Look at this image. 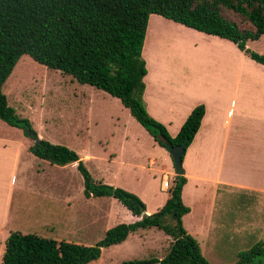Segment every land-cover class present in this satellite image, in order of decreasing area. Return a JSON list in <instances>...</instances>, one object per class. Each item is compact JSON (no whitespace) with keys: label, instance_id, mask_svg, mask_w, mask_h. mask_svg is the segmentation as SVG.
Masks as SVG:
<instances>
[{"label":"rangeland","instance_id":"374dc122","mask_svg":"<svg viewBox=\"0 0 264 264\" xmlns=\"http://www.w3.org/2000/svg\"><path fill=\"white\" fill-rule=\"evenodd\" d=\"M228 15L242 27H249L242 18ZM145 43L143 57L148 75L144 80V100L147 98L148 106L164 118L175 117L179 122L184 110L201 100H208L211 106L228 103L232 108L233 99L242 93V88L238 92V81L248 93L264 95V68L229 40L153 15ZM247 48L264 54V37L249 43ZM234 80L235 86L232 85ZM244 83L247 85L243 86ZM4 93L18 117L30 121L41 140L66 146L85 160H115L114 164L85 161L94 182L134 193L151 210L165 205L176 178L173 157L134 119L119 99L41 66L28 56L22 57L14 69L4 86ZM244 93H247L246 89ZM226 119L227 116H218L208 128V148L200 142L188 155V160H198L193 163V172L213 176L218 171L222 142L226 136ZM163 125L171 135L177 126L175 124L170 131ZM34 144L35 140L26 136L22 129L0 121V160H40L25 149V146L29 149ZM151 159L156 160L155 166L149 164ZM244 161L248 168V161ZM257 162L261 171L256 172L255 177L246 172L244 180L264 187V160ZM166 167L170 170L161 174ZM167 178L170 189L164 190ZM62 181H68L64 183L68 186L54 185L52 190L56 200L63 199L60 197L61 189L70 195L68 221L64 204L62 212L45 213L41 208L56 207V201L42 195L34 200L33 193L27 192V196L17 194L15 197L14 208L19 209L23 200L26 203L21 212L14 211L12 229L87 246L97 245L114 222L107 224L101 220L92 223L89 219L95 212L102 217L101 213L110 210L102 200L117 201L113 198L86 199L83 180L77 170L76 176L67 179L57 177L55 184ZM0 183L3 194L0 196V209L4 212L8 208L5 196L10 182L6 179ZM202 184L200 188L190 185L185 190L183 201L192 213L184 217V227L197 239L210 264H238L242 252L264 239V195L241 190L222 192L210 184L207 190ZM35 206H38V211ZM111 209L114 217L123 221L121 223L137 220L131 213L127 216L125 211L121 212L118 205ZM172 241L158 229L141 230L130 235L123 244L103 249L101 259L91 264L161 260L168 254ZM4 250L0 233V264Z\"/></svg>","mask_w":264,"mask_h":264},{"label":"trees","instance_id":"16d2710c","mask_svg":"<svg viewBox=\"0 0 264 264\" xmlns=\"http://www.w3.org/2000/svg\"><path fill=\"white\" fill-rule=\"evenodd\" d=\"M228 14L242 18L249 27ZM153 15L229 40L264 65V54L247 48L264 35V0H0V121L22 129L31 139L37 134L30 121L18 117L4 93L14 69L28 56L119 99L160 146L167 150V143L185 146L187 152L200 130L205 106H197L173 137L150 115L144 100L148 68L143 51ZM29 151L52 165L77 163L86 198H113L137 220L110 228L95 246L13 232L1 264H91L101 259L103 249L154 228L173 240L168 254L161 260L123 264H210L184 227L183 219L191 213L183 201L185 175L176 176L165 205L148 215L146 204L134 193L94 182L81 157L68 147L42 139ZM238 264H264V239L242 252Z\"/></svg>","mask_w":264,"mask_h":264},{"label":"crops","instance_id":"0c3cea01","mask_svg":"<svg viewBox=\"0 0 264 264\" xmlns=\"http://www.w3.org/2000/svg\"><path fill=\"white\" fill-rule=\"evenodd\" d=\"M263 37L264 35L262 36V38ZM261 66L264 68V65ZM235 82L236 80L232 82V85L235 86V84L237 83L238 92L239 89L242 88V93L238 94L236 100L233 99L232 108L228 107V103L226 104L216 103L214 106H211L210 103H208V100L196 101L195 103H193L184 110L182 119L179 122H177V119L175 117L164 118L163 116L155 113L152 107L148 106L147 103L148 99L146 98L145 100L150 115L154 116L160 122L165 124L170 131L173 130V126L175 124L177 125L176 129L173 130L172 133L173 137L177 136L182 126L186 122L187 118L197 106L204 105L206 108V112L202 120L200 130L198 131L193 143L188 148L186 152V156H184L183 168L185 171V177L187 178L188 182L184 186L183 197L185 190L188 186L192 185L196 188H200L201 183H203L202 184L204 186L203 189H207V190H208V184H210L216 187L217 190L219 189V191L222 192L228 190H232V191L241 190V191H249L253 194L264 195L263 186H259V185L254 186L249 183H245L244 180L245 178L244 174L246 172L252 174L253 177H255V173L256 172L259 173V171H261L257 160H264V95L262 96L260 94H255L254 92L248 93L246 87H241L240 81L236 83ZM245 85L247 84L244 83L243 86ZM245 89L247 92L246 94L244 93ZM212 108L216 109V111L212 112L211 111ZM218 116H227L224 125L226 127V136L222 142L223 152L220 158L221 160L219 162L218 171L213 176L201 175L195 173L192 171V166L193 163L197 162L198 160H188L189 157L188 155H190L192 149L200 142L204 146V148H208V128L210 127L212 122L214 124L215 119H217ZM234 122H236V125H234ZM25 149L29 151V149L26 146ZM81 159H83L84 163L85 161H101V162H108L109 164H114L115 162V160H85L82 157ZM244 160L248 161L249 164L248 168L245 167L246 163ZM155 163H156L155 159H151L149 161V164L151 166H155ZM251 167L252 169L250 170ZM76 170H77V163L69 164L67 166H57V165H52L51 163L44 160H0V182L6 179L9 180L10 182L8 194L5 196L6 203L8 204V208L4 212L3 210L0 209V233L5 245L11 233L16 232L11 227L14 221L12 215L14 211L21 212L22 206H24L26 203L23 200L20 202L21 207L19 209L14 208V202H15L14 200L17 194H19V196L21 197H24V195L27 192H32L33 193L32 196H34V200L38 195L45 196L50 200H55L56 207L49 206V207L41 208L42 212L45 213H48V211H52V213L53 212L58 213L60 211L62 212L63 209L62 204H64V213L67 215L66 221L69 220L68 210H69V203L71 202L70 195L68 194L67 190L63 191L64 189H61L63 195L61 194L60 197L61 199L62 198L63 199L61 201L56 200L55 199L56 194L54 195L52 188L54 185L57 186L63 185V187H67L68 185L64 186V183H68V181L67 182L62 181L61 184L57 182V184H55L56 178L59 176H63L64 179H67L68 177H72L73 175L76 176ZM168 170H170L169 167H166L160 173L163 174ZM1 184L2 183H0V188L2 189ZM44 187L45 189H43ZM163 189L168 190V188H164V186ZM200 192L201 190L198 191L199 195L201 194ZM83 194H84V187H83ZM0 196L3 197L1 190H0ZM92 198L89 199L86 198V199L90 200ZM102 201L106 202V203L102 202L105 205H109L111 211H112L111 209L112 206L118 205V207H120L121 212L125 211L126 212L125 214L127 216L128 213L130 214L128 210L119 206L117 202L112 203L107 200H102ZM2 208H5V206L3 205ZM37 208L38 206H35L36 211H38ZM161 208L158 207L157 209H152V210L147 208L145 214H153ZM110 210L109 211L105 210V214L100 212L103 218L99 216V212L93 213V217L90 218L89 221L91 220L92 223H94L95 221L100 222L101 220H103L107 224L108 223L112 224V222H114L112 227L123 222V221H119L118 218L114 217V215ZM132 222H134V220ZM45 227H48V225H46ZM112 227L110 226L109 229ZM206 229H208V227ZM23 234H27V233H23ZM207 236H208V230H207Z\"/></svg>","mask_w":264,"mask_h":264},{"label":"water","instance_id":"95a60500","mask_svg":"<svg viewBox=\"0 0 264 264\" xmlns=\"http://www.w3.org/2000/svg\"><path fill=\"white\" fill-rule=\"evenodd\" d=\"M35 145L37 146L42 141L41 138L34 134ZM168 150L174 160V173L176 176H184L185 171L183 168L184 156L186 154L185 146H173L171 143H167Z\"/></svg>","mask_w":264,"mask_h":264},{"label":"built area","instance_id":"2783aa9c","mask_svg":"<svg viewBox=\"0 0 264 264\" xmlns=\"http://www.w3.org/2000/svg\"><path fill=\"white\" fill-rule=\"evenodd\" d=\"M164 188H168L170 187V182H169V179L167 178L166 181L164 182L163 184Z\"/></svg>","mask_w":264,"mask_h":264}]
</instances>
